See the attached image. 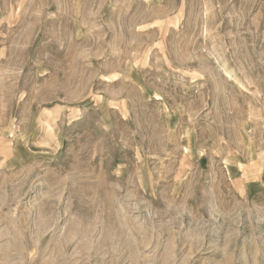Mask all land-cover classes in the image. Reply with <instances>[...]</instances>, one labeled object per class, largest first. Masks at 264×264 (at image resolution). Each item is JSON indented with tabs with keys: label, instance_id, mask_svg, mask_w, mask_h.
<instances>
[{
	"label": "rangeland",
	"instance_id": "1",
	"mask_svg": "<svg viewBox=\"0 0 264 264\" xmlns=\"http://www.w3.org/2000/svg\"><path fill=\"white\" fill-rule=\"evenodd\" d=\"M0 264H264V0H0Z\"/></svg>",
	"mask_w": 264,
	"mask_h": 264
}]
</instances>
